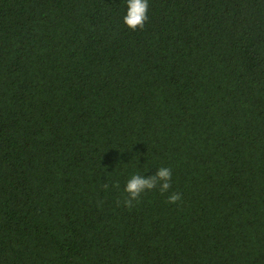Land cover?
<instances>
[{
  "label": "trees",
  "instance_id": "1",
  "mask_svg": "<svg viewBox=\"0 0 264 264\" xmlns=\"http://www.w3.org/2000/svg\"><path fill=\"white\" fill-rule=\"evenodd\" d=\"M125 14L0 0V264H264V0Z\"/></svg>",
  "mask_w": 264,
  "mask_h": 264
},
{
  "label": "clouds",
  "instance_id": "2",
  "mask_svg": "<svg viewBox=\"0 0 264 264\" xmlns=\"http://www.w3.org/2000/svg\"><path fill=\"white\" fill-rule=\"evenodd\" d=\"M148 3L149 0H126V14L123 17L125 24L133 29L137 26L142 27L147 19ZM171 178L172 171L169 167H159L153 175L133 173L124 185V191L128 193L124 201L125 205L131 207L141 193L155 188L157 184L161 192L167 191L170 188ZM179 199L178 192L170 193L168 196L169 202Z\"/></svg>",
  "mask_w": 264,
  "mask_h": 264
}]
</instances>
